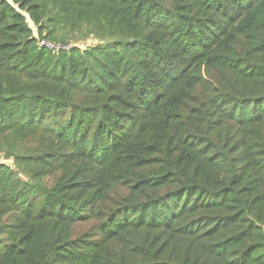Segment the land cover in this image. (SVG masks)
<instances>
[{
	"label": "trees",
	"instance_id": "trees-1",
	"mask_svg": "<svg viewBox=\"0 0 264 264\" xmlns=\"http://www.w3.org/2000/svg\"><path fill=\"white\" fill-rule=\"evenodd\" d=\"M0 264H264V0H0Z\"/></svg>",
	"mask_w": 264,
	"mask_h": 264
}]
</instances>
